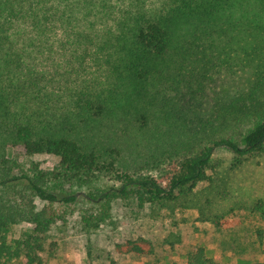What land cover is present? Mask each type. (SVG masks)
<instances>
[{
    "label": "trees",
    "instance_id": "16d2710c",
    "mask_svg": "<svg viewBox=\"0 0 264 264\" xmlns=\"http://www.w3.org/2000/svg\"><path fill=\"white\" fill-rule=\"evenodd\" d=\"M221 152L264 154V0H0V264L55 259L47 235L81 198L88 230L118 198L197 207ZM243 207L264 220V198ZM186 264L224 263L195 247Z\"/></svg>",
    "mask_w": 264,
    "mask_h": 264
},
{
    "label": "rangeland",
    "instance_id": "374dc122",
    "mask_svg": "<svg viewBox=\"0 0 264 264\" xmlns=\"http://www.w3.org/2000/svg\"><path fill=\"white\" fill-rule=\"evenodd\" d=\"M233 85L238 89L243 79ZM232 87L218 85L211 95ZM13 152L9 151V156ZM223 166L215 182L200 183L196 188L197 207L167 210L150 204L140 207L136 200L118 198L112 201L111 218L98 230H88L84 215L98 211L99 205L81 198L69 209L66 221L56 224L47 235L48 242L59 245L55 259L47 264H172L187 263L189 252L203 248L209 258L224 264H260L264 261V220L244 209L254 199L264 198V154L243 160L234 168L236 158L228 152L219 154ZM42 169L51 170L59 159L36 156ZM105 182L102 188L113 186ZM226 192L228 196H222ZM209 200V202H208ZM40 209L46 205L38 198ZM222 214V219H214ZM26 225L12 229L18 238ZM147 239L153 252L147 255L120 254L118 244L128 240Z\"/></svg>",
    "mask_w": 264,
    "mask_h": 264
}]
</instances>
